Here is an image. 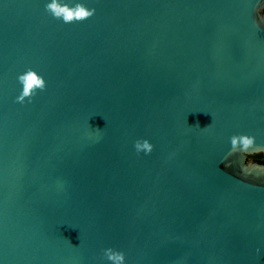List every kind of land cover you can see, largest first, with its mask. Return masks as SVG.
I'll return each instance as SVG.
<instances>
[{
    "label": "water",
    "instance_id": "95a60500",
    "mask_svg": "<svg viewBox=\"0 0 264 264\" xmlns=\"http://www.w3.org/2000/svg\"><path fill=\"white\" fill-rule=\"evenodd\" d=\"M50 2L0 0V264H264V0Z\"/></svg>",
    "mask_w": 264,
    "mask_h": 264
},
{
    "label": "clouds",
    "instance_id": "9594fccd",
    "mask_svg": "<svg viewBox=\"0 0 264 264\" xmlns=\"http://www.w3.org/2000/svg\"><path fill=\"white\" fill-rule=\"evenodd\" d=\"M45 10L55 19H62L65 24L82 22L85 19L91 18L96 11L95 8L89 9L83 3H76L74 6H69L68 3H62V0H51L50 3L46 4ZM18 82L22 85V91L16 97V102L20 104H24L26 101L30 103L38 90L42 92L47 87L43 76L32 69H28L23 74L18 75ZM196 126H199V124ZM210 126L211 124L202 129L209 130ZM255 143L256 138L254 136L247 134L233 135L230 138L231 148L229 155L237 152L247 154L249 153L248 150L255 146ZM153 147V144L147 139H139L134 144L137 154L143 152L145 155H149L153 151ZM261 149L257 148L256 151ZM103 256L111 264H126V256L122 251L106 248L103 250Z\"/></svg>",
    "mask_w": 264,
    "mask_h": 264
},
{
    "label": "flooded vegetation",
    "instance_id": "af4514ba",
    "mask_svg": "<svg viewBox=\"0 0 264 264\" xmlns=\"http://www.w3.org/2000/svg\"><path fill=\"white\" fill-rule=\"evenodd\" d=\"M250 159H254L255 161H258L259 163L264 164V156L263 155H256L253 157H250Z\"/></svg>",
    "mask_w": 264,
    "mask_h": 264
}]
</instances>
